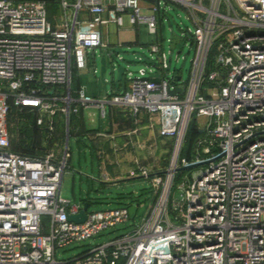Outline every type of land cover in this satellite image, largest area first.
<instances>
[{
  "label": "built area",
  "instance_id": "2783aa9c",
  "mask_svg": "<svg viewBox=\"0 0 264 264\" xmlns=\"http://www.w3.org/2000/svg\"><path fill=\"white\" fill-rule=\"evenodd\" d=\"M168 1L195 26L184 31L195 43L187 80L171 74L157 42L148 68L125 66L118 92L96 99L73 89L74 74L91 70V50L123 60L106 39L111 25H145L161 41ZM80 105L101 109L102 118L107 106L129 109L137 121L145 115L174 147L166 167L129 173L149 179L153 191L131 231L59 260L58 249L132 215L123 205L69 219L83 208L61 196ZM13 108L34 110L43 153L12 150ZM194 117L201 134L182 155ZM0 264H264V0H0Z\"/></svg>",
  "mask_w": 264,
  "mask_h": 264
},
{
  "label": "rangeland",
  "instance_id": "374dc122",
  "mask_svg": "<svg viewBox=\"0 0 264 264\" xmlns=\"http://www.w3.org/2000/svg\"><path fill=\"white\" fill-rule=\"evenodd\" d=\"M165 1L162 0L163 3ZM165 6L167 13L162 15L167 30L165 39L160 41L157 35L150 33L145 25H142L138 32L121 30L119 34H117V28L111 25L112 38L117 35L116 40L119 38L121 42L132 41L131 44L126 42L123 46H116V52L123 57V60H120L116 54L112 57L107 55L106 83H104L100 74L101 58L105 55L104 51L100 47L91 50V70L75 73L73 87L80 84L86 89L87 94L96 99H103L118 92L122 83H115L118 74L117 67L122 64L135 72L142 67L148 68L151 59L157 57L156 53L151 51L152 43L157 42L162 43L164 52L167 54L171 74H181L182 81L187 80L195 52V43L190 34L184 31L188 27L194 30L195 26L188 18L185 9L171 1H168ZM180 50L177 60L176 55ZM92 115H96L97 119L100 117L102 123L105 122L101 115V109L92 106L84 110V118L88 126L96 124L90 121ZM151 142H155L154 146H158L152 149L151 161L158 165L152 169L166 167L165 162L169 161L172 155L174 141L157 137ZM68 143L71 157L62 182L61 196L71 203L84 204L89 201L91 202L89 210H103L126 205L135 206V211L126 222L106 228L94 237L58 249L56 257L59 260L72 259L93 246L131 231L148 213L149 204L153 198L151 182L145 177L120 180L118 184L105 180L103 173L108 174L111 168H106L101 162L92 140L72 133ZM188 172L190 173L191 170L186 169L178 172L176 180H182ZM45 224H47V219H45Z\"/></svg>",
  "mask_w": 264,
  "mask_h": 264
},
{
  "label": "crops",
  "instance_id": "0c3cea01",
  "mask_svg": "<svg viewBox=\"0 0 264 264\" xmlns=\"http://www.w3.org/2000/svg\"><path fill=\"white\" fill-rule=\"evenodd\" d=\"M133 30L139 31L135 29H126L125 31ZM111 36L113 35L109 27L106 32V39L110 41L111 46L117 49L119 47L117 43L121 41L119 38L116 40L117 35H114V38ZM126 42L132 43V41L123 43ZM103 51L107 58V50L103 49ZM76 88L84 90L87 94L86 89L80 84L76 85ZM89 107L79 106L78 112L75 113L76 120L73 123V133L93 141L101 162L106 168H111L110 172L107 171L110 183L118 184L120 180L135 178L136 176H130L129 173L140 165L150 168L158 166L157 163L151 161L152 149L158 147L154 146L155 142L152 143L151 141L161 137L155 129L150 127L147 116L141 115L137 121L129 109L107 106V114L103 118L104 124L100 117L97 119L96 115H92L90 121L96 124L88 126L84 118V110ZM101 132H106L107 135H101Z\"/></svg>",
  "mask_w": 264,
  "mask_h": 264
},
{
  "label": "trees",
  "instance_id": "16d2710c",
  "mask_svg": "<svg viewBox=\"0 0 264 264\" xmlns=\"http://www.w3.org/2000/svg\"><path fill=\"white\" fill-rule=\"evenodd\" d=\"M209 69L210 66L208 70ZM72 87H73V83H72ZM73 89L77 90L76 86L73 87ZM75 120H76L75 113H72L70 118L71 135L73 133L72 128ZM9 128L12 133V139H11L12 150L21 152L23 154H32V155H38L45 151L46 147L43 146L44 132L37 126L35 112L31 108H24L23 110L13 108L9 114ZM200 134H201V130L198 128V122L194 117L189 124L185 144L182 150V155L189 154V152L195 145L196 139L200 136ZM63 135H64L63 124L62 122H60L57 138L63 139ZM167 163L168 160L165 162V165H167Z\"/></svg>",
  "mask_w": 264,
  "mask_h": 264
},
{
  "label": "water",
  "instance_id": "95a60500",
  "mask_svg": "<svg viewBox=\"0 0 264 264\" xmlns=\"http://www.w3.org/2000/svg\"><path fill=\"white\" fill-rule=\"evenodd\" d=\"M161 29H162V37H163V39H165L166 38V25H165V23L161 24ZM90 63H91L90 59L88 58V60H87V67L88 68H90ZM106 70H107V58H106V56H102L100 74H101V79L104 83H106V81H105ZM124 70H125V66L122 64L117 67L118 74H117V78L115 80V83H119V82L123 81ZM178 80H181V77H178ZM181 89H182L181 87H177L175 90H171L170 92H171V94H176V93L180 92ZM90 206H91V202H89V201L84 202L83 208L81 209V211L78 214L70 215L69 219L72 221H75V222H83L87 217V210L90 208ZM129 209H130V213L133 214L135 211V206H130Z\"/></svg>",
  "mask_w": 264,
  "mask_h": 264
}]
</instances>
